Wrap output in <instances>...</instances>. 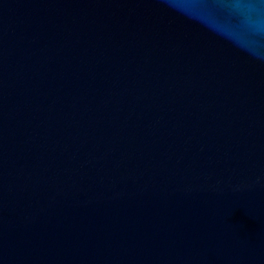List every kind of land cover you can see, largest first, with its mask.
<instances>
[{
    "label": "water",
    "instance_id": "95a60500",
    "mask_svg": "<svg viewBox=\"0 0 264 264\" xmlns=\"http://www.w3.org/2000/svg\"><path fill=\"white\" fill-rule=\"evenodd\" d=\"M0 264H264V0H0Z\"/></svg>",
    "mask_w": 264,
    "mask_h": 264
}]
</instances>
